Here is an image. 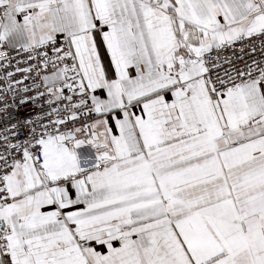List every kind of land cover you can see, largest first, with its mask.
Returning <instances> with one entry per match:
<instances>
[{
  "label": "snow or ice",
  "instance_id": "1",
  "mask_svg": "<svg viewBox=\"0 0 264 264\" xmlns=\"http://www.w3.org/2000/svg\"><path fill=\"white\" fill-rule=\"evenodd\" d=\"M0 264H264V0H0Z\"/></svg>",
  "mask_w": 264,
  "mask_h": 264
}]
</instances>
